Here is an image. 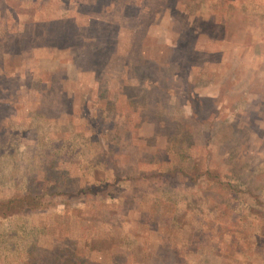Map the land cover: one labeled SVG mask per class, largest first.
Returning <instances> with one entry per match:
<instances>
[{
    "label": "rangeland",
    "instance_id": "obj_1",
    "mask_svg": "<svg viewBox=\"0 0 264 264\" xmlns=\"http://www.w3.org/2000/svg\"><path fill=\"white\" fill-rule=\"evenodd\" d=\"M0 264H264V0H0Z\"/></svg>",
    "mask_w": 264,
    "mask_h": 264
}]
</instances>
